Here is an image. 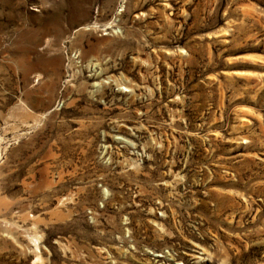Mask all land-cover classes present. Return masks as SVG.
Segmentation results:
<instances>
[{"label": "rangeland", "instance_id": "obj_1", "mask_svg": "<svg viewBox=\"0 0 264 264\" xmlns=\"http://www.w3.org/2000/svg\"><path fill=\"white\" fill-rule=\"evenodd\" d=\"M0 264H264V0H0Z\"/></svg>", "mask_w": 264, "mask_h": 264}]
</instances>
